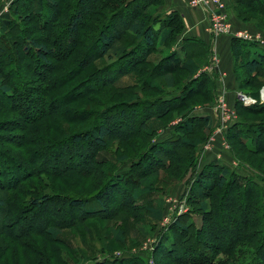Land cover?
Returning <instances> with one entry per match:
<instances>
[{"label":"trees","instance_id":"trees-1","mask_svg":"<svg viewBox=\"0 0 264 264\" xmlns=\"http://www.w3.org/2000/svg\"><path fill=\"white\" fill-rule=\"evenodd\" d=\"M24 1L18 0L17 5H21ZM36 1L45 2L50 11L53 12L52 24L54 25L47 27L44 22V26L39 28V30L51 34L58 29L63 12L69 6L61 5V0L59 2L57 0ZM222 1L225 3L226 10L229 12L230 9L233 12V19L239 22L236 25L234 24L235 21L233 20V22L230 19L233 30H240L245 28L246 24H250L251 22L248 19H251L250 15L252 14L264 17V0ZM163 3V0H76L74 2L76 14L73 11L68 19L70 32L67 45H71L75 49L78 46L76 44L77 30L80 26L86 25L84 23L86 19L83 17V12H81L82 9L85 10L86 18L91 19V21H93V18H98L97 20L100 21V18L106 15L108 19L98 24L99 28H97L91 48L98 50L96 58L114 59L113 64L108 68L102 69L98 76L88 85V89L79 94L80 98L78 99L89 97V94H95V92L97 93L107 87H115L116 81L119 82L127 76L136 75L134 84L116 89L127 95L128 99L124 101V105L131 109L127 108L129 112L122 109L118 113L112 114L114 113L113 110L105 108L102 113L97 115V118L93 119L90 131L73 134L69 137L70 139L68 138L69 144L62 145L61 142L60 144H55V142L47 140L51 147L54 144L55 146L57 145V147L54 146L59 150L58 153L56 152L57 155H64L59 162L62 164L61 170L58 168V170L48 172L47 169H39L40 166L35 169L41 172L33 169L28 171L26 170V165L35 167L40 160H45V157H49V153L52 152L47 149L31 150L38 143H42L38 138L34 140L28 139V135L36 132L31 127L34 121L45 117L48 118L49 116H58L67 121L71 119V116L64 109L67 99H61L59 107L54 109L52 107L53 104L58 103L59 100H53L52 104H50L51 102L47 103L43 97L48 98L55 91H61L67 84V80L72 79L71 77L74 75L70 74L66 79L65 77L56 80L45 78L43 80V88L37 97L40 104L45 108L38 109L39 111L35 118L22 113L25 116L23 117L25 124L18 128L20 133H22L19 145L17 143V147L21 151L18 154V158L15 156L9 157L10 155L6 153L7 151L4 152L0 148V177L8 178L6 180L7 186L2 190L7 192H16L20 184L36 179L40 175L55 178L71 177L72 179L76 177L74 182L87 180L94 184L93 188L96 187V194L94 195L82 197L70 190L65 195H44L26 201L29 206L33 207L32 215L34 217L32 216V222L36 220V216H39L40 212L45 211L49 217V221L46 222L49 227L45 229L49 239L55 243H60L58 247H62L70 256L77 258V261H79L78 258L81 261L83 260V264L87 262L84 256H79L77 250L71 247V242L64 240L60 231L65 228H73L76 222L86 219L84 213H94L93 210H90V208L93 209V202L105 213V218L111 219L115 213H125L129 216L132 215L131 213H139L146 217V223L153 225L152 228L154 229L158 223L163 221L164 217V201L157 196L155 197L158 173L162 171L168 172L173 167L181 165L183 174L180 179L182 180L193 170L195 153L209 135L211 118L209 116L192 115L190 113L191 108H189V100L191 99H199L205 102L206 105H211L213 102V90L215 87L213 78L206 74L195 77L200 66H202V61L205 58L209 59V47L197 38H180L184 29L183 20L177 12L159 14L157 8ZM115 5H119L118 7L124 6L119 11L120 13H114L115 9L113 6ZM12 9L9 20L6 23L9 26L5 27L3 25L0 31V45H4V47H0V57L3 53L13 50V45L11 48L13 41L14 43L18 42L15 22L18 23L17 21L21 19V16L19 15L18 6ZM111 18L116 20L110 22ZM26 21H33L37 26V23L32 19H27ZM240 23L245 24V27L241 26ZM251 28L252 30L248 29L250 31L255 29L264 33L259 22H256ZM71 34H73V37ZM125 38H128L131 43V46L127 48L125 43H122ZM229 38L233 74L238 89L245 94L243 92L245 88H254L255 94L253 96H258L264 83V47L233 37ZM23 40L24 53L27 55L34 54L36 59L43 63L47 73L52 75L53 69L50 66V62H47V57H51L53 51L48 50L44 44L38 43L35 39H26L24 37ZM21 42L23 43V41ZM165 50L167 54L160 58L158 62L149 60L150 55L161 54ZM96 58L89 57L85 62H80L79 71L86 70ZM9 60L11 61L10 63L13 62L12 57ZM179 72L186 73V82L175 88L176 80L174 75ZM6 76L0 69V99L6 98L10 100L12 98L14 100L16 93L11 91V87L7 85ZM257 79H259L258 82ZM254 82H256V85ZM136 91H138L137 94L135 93ZM10 92L12 96H10ZM143 93H155L157 95L155 98L144 102H138V98H130ZM26 102L28 106L36 104L35 100H27ZM1 104L2 102H0V108L6 109ZM232 108L240 109L243 113L248 114L264 113V103L259 104L258 102L251 106H244L240 100L236 99ZM138 109L142 112V116H140ZM179 111L180 113L177 117L180 118V121L171 127L168 136L165 139L162 138L159 142L153 141L158 131L167 127V125L162 127L163 120L168 115ZM90 118L91 116H88L83 121H90ZM137 122L138 125H136ZM243 126L246 125L242 120L233 124L228 129L229 134L226 136L227 142L231 145V153L240 162H245L239 155L241 151L250 155H264V123L252 124L250 130L242 131L241 127ZM199 129L203 134L197 136ZM241 134H244L243 137ZM109 138L123 143H128L131 140L143 142L148 140L146 144L148 146L146 150L136 157L126 159L124 156H119L115 157L113 162H109L100 159L101 150L107 147V139ZM185 150L187 151L185 152ZM65 158L70 161L64 162ZM72 159H76L75 164H71ZM11 165L16 170L15 172L12 171ZM138 168L143 169V173H146V171H149V173L147 172L141 180L132 182L129 178L133 175L131 172L133 173V169ZM205 169L208 174H199L193 183V186L196 183V186L202 191L200 195L202 197L201 201L208 200L213 204L203 220L202 228L195 229L193 222H189L187 219L185 224H182L181 221L175 223L171 232L174 234V232L180 231L184 234V237L188 238L190 244L192 242L190 239L192 236L191 232L195 230L199 241L203 240V235H206L207 238L211 237L213 226L221 229L227 224L231 229H235L238 224L240 226V235L232 241L231 246L226 248L219 246L211 251L231 254V252H235V247L241 242L248 243L250 249L260 243L258 253L260 261L264 264V200H262L261 196L264 191H260L251 180L243 179L242 176L228 168L222 167L220 164L213 163ZM24 172H26L25 179H21L18 182L19 174ZM217 173L218 177L216 178L214 176ZM72 186L75 187V185H71L68 188ZM193 186L192 188H194ZM20 194L25 196L26 191H21ZM145 198L150 199L144 202ZM103 200L114 202L113 204L115 205H113L112 210L106 211ZM216 202H218L217 206L215 205ZM5 205V202L0 199V209H3ZM228 207L233 210L237 209L239 216L237 218L235 216L232 218L228 217V215L225 216V209ZM200 209L201 211H206L207 205L200 203ZM72 214H75L74 219H69V215L71 216ZM252 216L256 217L255 225L250 224ZM111 234L115 244L124 245L123 237L125 233L122 229L111 231ZM135 235L133 234V236ZM164 239L163 247L168 242L166 238ZM188 252L189 249L184 254H188ZM191 252L196 253L195 258L197 259L193 261L194 258L189 260L183 258V261L186 260L184 264H205L206 260L210 262L212 258L211 255L202 250H191ZM55 255L56 252L54 251L52 258ZM172 259L175 260L174 262L179 260L176 257ZM88 264H139V262L120 259L105 260L102 263L90 262Z\"/></svg>","mask_w":264,"mask_h":264},{"label":"rangeland","instance_id":"rangeland-1","mask_svg":"<svg viewBox=\"0 0 264 264\" xmlns=\"http://www.w3.org/2000/svg\"><path fill=\"white\" fill-rule=\"evenodd\" d=\"M57 1L59 2V0ZM64 1L65 0H61L60 4H65L69 6V8L64 10L62 19H60V23L58 24V29L50 34L46 31L39 30V28L44 26V22L47 27L54 25L52 24L53 12L50 11L45 2L25 0L21 5H17L18 0H0V31L3 25H5V27L9 26L6 25V23L9 20L13 7L15 8L18 6L19 15L21 16V19L17 21L18 23L15 22L17 26L15 28L17 29L18 42L14 43V41H11V48L13 45V50L11 49V51L3 53L0 57V69L4 72L5 76L7 73L6 83L11 87V91L16 93L14 100L12 98L10 100L6 98L0 99V102H2L1 106L4 105L6 108H0V148H2V151H7L6 153L10 155L9 157L15 156L17 158L18 154L21 153L20 149L17 147V143L19 145L22 133H20L18 128L25 124L23 119V117H25L24 114L35 118V115H37L39 111L38 109L45 108L40 104L39 99H37L43 88V80H45V78L56 80L64 77L66 79L70 74L74 75L71 77L72 79L67 80V84L61 91H55L48 98L43 97L46 100L42 98V100L47 103L51 102L50 104H52L53 100H59L58 103L53 104L52 107L54 109L59 107L61 99H67L68 101L64 105V109L66 113L71 116V119L67 121L58 116H49L48 118L45 117L34 121L31 127L36 130V132L28 135V139L34 140L38 138L42 143H38L31 150L39 151L40 149H47L52 152L49 153V157H45V160H40L35 167L26 165V170L28 171L33 169L37 172H41L35 169L40 166L39 169H47L48 172L58 170V168L61 170L62 164L59 162L63 159L64 155L56 154L59 150L55 148L57 147L55 144H60V142L62 145L69 144V137L73 134H79L82 131H90L93 119L97 118V115L102 113L105 108L113 110L114 113L112 114L118 113L119 110L122 109L126 111L131 109L124 105V101L128 99L127 95L116 89L134 84L136 75L127 76L119 82L116 81L115 87L101 89L97 93L95 92V94L89 92L92 95L89 94V97L78 99L80 98L79 94L88 89V85L98 76L99 72L102 69L108 68L114 62L113 58H96L98 50L91 48L94 42V36L97 33V28H99L98 24L108 19V16L105 15L100 18V21L97 20L98 18H93V21H91V19L86 18L85 10L82 9L81 12H83V17L86 19L84 20L86 25L80 26L77 30L76 44L78 46L75 49L67 44L70 32V22L68 19L73 11L76 14V10L74 9V2H76V0ZM137 4H139V2H137ZM118 6H113L115 9L114 13L116 14L124 7ZM229 12L227 10L230 22V19H232V21L234 19L232 16L233 12L230 9ZM250 17L251 19L248 20H250L251 23L246 24L247 28L245 24L240 23L241 26L245 27L240 30L250 31L249 29L252 30L251 27L254 26L256 22H259L260 27L264 30V17L253 14L250 15ZM27 19L34 20L38 27L33 21L25 22ZM114 20L116 19L111 18L110 22ZM237 23L239 22H234V24L238 25ZM18 31H20V33H18ZM250 32L260 33L264 36L263 32L255 29ZM71 36L73 37V34H71ZM24 37L26 39H35L38 43L44 44L48 50L53 51V55L47 57V62H50V66L53 69L52 75L47 73V69H45L43 63L38 61L34 54L27 55L24 53ZM20 41H23V43H20ZM122 41V43H125L126 48L131 46L128 38ZM0 47H4V45H0ZM5 49L10 50L9 48ZM166 54L167 51L165 50L164 53L150 55L149 60L158 62V60ZM10 57L13 59L12 63H10ZM89 57L96 59L86 70L79 71V63L85 62ZM195 61L198 62L196 59ZM202 62V66L199 68L201 71L197 76L203 74L202 68L204 66L207 68L212 67V56L209 59L205 58ZM185 76L186 73L184 72H179L174 75L176 80L175 88L186 82ZM258 80L259 79H257V82ZM213 81H215V78ZM254 84L256 85V82H254ZM263 89L264 83L258 96H253L255 94V89L245 88L243 91L245 94L241 93V97L252 99L254 103L245 104L241 101L243 105L251 106L256 102L259 104L264 103L261 102V97H263L261 91ZM135 93L137 94L138 91ZM262 93L264 92L262 91ZM156 95L155 93H143L135 95L134 97L131 96L130 98H138V102H144L151 98H155ZM10 96H12L11 92ZM27 100H35L36 104L28 106ZM217 103L218 99L211 105H206L205 102L199 99H191L189 100V108H191L190 113L192 115L205 117L208 115L210 109H213L207 106H214L217 115L220 116ZM127 108L129 109L127 110ZM231 110L229 114L235 115V119L231 116V120L228 123L216 120L214 124H210L209 135L205 142L197 149L195 153V166L187 176L182 180L180 179L183 174L181 165L173 167L175 169L172 168L168 172L162 171L158 173L159 177L155 185V188H157L155 197L157 196L164 201L163 218L165 219L158 223L154 229L152 228L153 225H148V223H146V217L139 213H131V216L125 213H115L111 219L105 218V213L93 202V209L90 208V210H93L94 213H84L86 219L76 222L73 228H65L60 231L64 240L66 239L71 242V247L77 250L79 256H84V259L87 261L85 264L90 262L102 263L105 260L120 259L139 262V264H184L186 260L183 261V258L187 260L194 258L193 261L197 259L195 258L196 253L191 252V250H202L208 255H211L212 258L210 262L206 260L205 264H262L258 253V246L260 243L258 246H254L253 249H250L248 243L241 242L235 247V252H231V254L211 251L213 248L216 249L219 246H222V248L231 246L232 241L240 235V226L238 224L235 229H231L227 224L221 229L213 226L214 229L211 237L207 238L206 235H203V240L199 241L195 230L191 232L192 236L190 239L192 242L190 244L188 238L184 237V234L180 231L174 232V234L171 232L175 223L181 221L182 224H185L187 219L189 222H193L195 229L202 228L203 220L210 206L213 204L208 200L204 202L201 201L202 197L200 195L202 191L196 186V183L195 186H193V183L199 174H208L205 168L210 164H220L222 167L228 168L242 176L243 179L251 180L260 191H264V155H250L241 151L239 155L245 162H240L231 153V145H229L226 139V136H228L227 134H229L228 129L231 128L233 124L242 120L246 126L241 127V130H250L252 124L264 123V113L248 114L243 113L240 109L236 110L232 108ZM139 113L140 116L143 115L140 110ZM179 113L180 111L172 113L163 120L162 127L166 125L167 127L159 130L153 141L159 142L162 138L165 139L168 136L171 127L180 121V118L177 117ZM88 116H91L90 121H83V119ZM136 125H138V122ZM202 134L203 132L199 129L197 131V136ZM243 135L241 134L242 137ZM216 136H220V140L224 143L221 145L217 144L215 141ZM47 140L55 142V144L51 147L47 143ZM147 141L131 140L128 143H123L109 138L107 139V147L101 150L100 159L113 162L115 157L119 156H124L126 159L136 157L146 150L148 146L146 145ZM236 147L239 149L238 146ZM186 151L187 150H185V152ZM65 161L70 160L65 158L64 162ZM75 162L76 159H72L71 164H75ZM11 167L12 171L15 172L16 170L12 165ZM147 172L149 173V171L143 173V169L140 168L133 169V173L131 172L133 175L129 178L132 182H136L141 180ZM25 173L26 172L19 174L18 182L21 181V179H25ZM214 177L217 178L218 173ZM74 178L76 179V177L72 179L71 177L55 178L40 175L36 177V179L20 184L16 192L10 193L6 190H2L7 186L6 180L8 178L5 179V177H0V199L6 204L3 209H0V264H83V260L81 261L78 258L79 261H77V258L70 256L62 247H58L60 243H55L49 239L45 233V229L49 227L46 225V222L49 221V217L45 211L40 212L39 216H36V220L32 222V216L34 217V215H32L33 207L26 203V201L32 198L42 197L44 195H65V193H69L70 190L74 193H78L82 197L96 194V187L93 188L94 184H92L91 181L82 180L80 182H74ZM71 185H75V187L72 186L68 188V186ZM192 186L194 188H192ZM21 191H26V195L21 196ZM261 196L262 200H264V193ZM149 199L150 198H145L144 202ZM113 203L114 202L111 200H103V205H105L104 208L107 212L112 210L113 205H115ZM200 203L207 205L206 211H201ZM217 204L218 202H216L215 205L217 206ZM237 211V209L233 210L231 207H228L225 209L224 215H228L230 218L234 216L237 218L239 216ZM98 213L100 214L96 215ZM74 216L75 214L69 215V219H74ZM255 220L256 217L252 216L250 218V224L255 225ZM118 229H122L125 233L123 237L124 245L115 244L114 240H112L113 236L111 231ZM133 234L136 235L133 236ZM164 238H166L168 242L166 246L163 247L162 244L165 243ZM256 248L257 250H255ZM187 249H189L188 254H184ZM53 250L56 252V255L52 258L54 253ZM174 257H176V259L179 258V260L174 262L175 260L172 259Z\"/></svg>","mask_w":264,"mask_h":264},{"label":"crops","instance_id":"crops-1","mask_svg":"<svg viewBox=\"0 0 264 264\" xmlns=\"http://www.w3.org/2000/svg\"><path fill=\"white\" fill-rule=\"evenodd\" d=\"M163 1V5L157 8L159 14L177 12L183 20L184 29L180 38H197L209 47V58L212 56V67L207 68L204 66L202 68V73L208 75L210 78H215V87L213 90L215 95H213V102L223 96L227 106L232 109L234 101L236 99L240 100L239 95L241 92L238 89L233 74V60L230 53V36H213L209 30L210 25L205 12L200 9L191 8L188 3L189 0ZM214 60H216V63ZM200 71L201 69L198 70L195 77H197ZM261 94L263 96L264 93ZM207 107L213 108L212 110L210 109L207 116L211 118V124H214L216 120H220V116L217 115L214 106ZM220 139V136L215 137V141L219 145L224 143Z\"/></svg>","mask_w":264,"mask_h":264},{"label":"built area","instance_id":"built-area-1","mask_svg":"<svg viewBox=\"0 0 264 264\" xmlns=\"http://www.w3.org/2000/svg\"><path fill=\"white\" fill-rule=\"evenodd\" d=\"M188 3L191 8L200 9L205 12L210 25L209 30L213 36H230L244 42L254 43L264 47V36L262 34L252 33L248 30H233L229 22L225 3L222 0H189ZM214 62L216 63V60H214ZM239 99L245 104L254 103L252 99L241 97V95H239ZM261 102H264L262 97ZM217 107L220 111L219 119L221 122L228 123L231 120V116L233 119L236 118L235 115L229 114L231 109L227 106L223 96L218 98ZM164 219L165 218H163V221Z\"/></svg>","mask_w":264,"mask_h":264},{"label":"bare ground","instance_id":"bare-ground-1","mask_svg":"<svg viewBox=\"0 0 264 264\" xmlns=\"http://www.w3.org/2000/svg\"><path fill=\"white\" fill-rule=\"evenodd\" d=\"M262 99H264V94H263V97H262Z\"/></svg>","mask_w":264,"mask_h":264},{"label":"water","instance_id":"water-1","mask_svg":"<svg viewBox=\"0 0 264 264\" xmlns=\"http://www.w3.org/2000/svg\"><path fill=\"white\" fill-rule=\"evenodd\" d=\"M263 91V90H262ZM262 91H261V93H262Z\"/></svg>","mask_w":264,"mask_h":264}]
</instances>
